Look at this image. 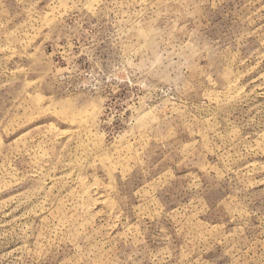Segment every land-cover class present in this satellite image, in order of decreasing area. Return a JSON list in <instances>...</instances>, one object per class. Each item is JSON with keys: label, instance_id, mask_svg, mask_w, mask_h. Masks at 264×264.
Here are the masks:
<instances>
[{"label": "rangeland", "instance_id": "rangeland-1", "mask_svg": "<svg viewBox=\"0 0 264 264\" xmlns=\"http://www.w3.org/2000/svg\"><path fill=\"white\" fill-rule=\"evenodd\" d=\"M0 264H264V0H0Z\"/></svg>", "mask_w": 264, "mask_h": 264}]
</instances>
